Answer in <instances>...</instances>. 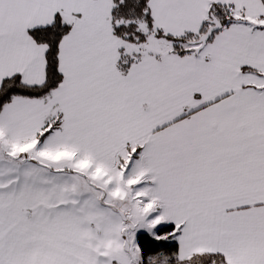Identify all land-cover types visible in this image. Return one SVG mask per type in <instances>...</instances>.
Listing matches in <instances>:
<instances>
[{"label":"snow or ice","instance_id":"obj_1","mask_svg":"<svg viewBox=\"0 0 264 264\" xmlns=\"http://www.w3.org/2000/svg\"><path fill=\"white\" fill-rule=\"evenodd\" d=\"M0 264H264V0H0Z\"/></svg>","mask_w":264,"mask_h":264}]
</instances>
